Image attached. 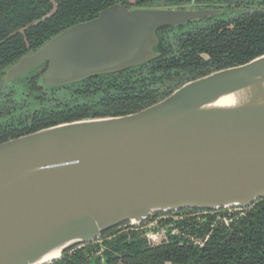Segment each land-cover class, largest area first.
I'll use <instances>...</instances> for the list:
<instances>
[{
    "label": "water",
    "instance_id": "1",
    "mask_svg": "<svg viewBox=\"0 0 264 264\" xmlns=\"http://www.w3.org/2000/svg\"><path fill=\"white\" fill-rule=\"evenodd\" d=\"M201 17L109 7L20 58L4 83L43 64L49 88L137 67L155 57L158 28ZM263 198L264 54L138 112L0 143V264H49L155 212L246 208Z\"/></svg>",
    "mask_w": 264,
    "mask_h": 264
},
{
    "label": "trees",
    "instance_id": "2",
    "mask_svg": "<svg viewBox=\"0 0 264 264\" xmlns=\"http://www.w3.org/2000/svg\"><path fill=\"white\" fill-rule=\"evenodd\" d=\"M153 1L134 0V3L142 8L152 5ZM115 2L0 0V72L58 32L94 18ZM157 35L156 55L147 64L62 86L61 89H66L102 79H112L113 83L112 87L95 91L86 103L34 114L29 126L32 128L24 135L76 120L138 112L164 99L184 83L263 55L264 9L235 20L231 28L223 23L186 32L177 37L178 46L173 53L161 47ZM42 66L33 71L29 79H34ZM136 76L141 85L133 87ZM120 79H124L126 87L121 85ZM153 79L154 86H151ZM145 81L148 84H144ZM203 218L201 224L195 218L187 223L192 231L199 226L196 231L200 235L212 230L209 241L201 249L176 237H171L166 244L148 247L135 233H128L101 243L103 263L100 258L90 256L96 246H84L70 253L73 247L80 245L76 244L49 264H264V199L256 200L243 216H232L227 227L215 216Z\"/></svg>",
    "mask_w": 264,
    "mask_h": 264
},
{
    "label": "flooded vegetation",
    "instance_id": "3",
    "mask_svg": "<svg viewBox=\"0 0 264 264\" xmlns=\"http://www.w3.org/2000/svg\"><path fill=\"white\" fill-rule=\"evenodd\" d=\"M236 1L237 0H155L153 1L152 5L142 8H155L168 11L192 10V12L195 13H204V17H201L200 19H196L179 26H162L157 29L156 33L158 34L157 36L159 44L164 49H167L170 53H173L176 51L178 46L177 37L185 34L186 32L207 29L213 26H219L223 23L227 25V28H231L235 20L252 14L256 11H263L264 9V0H261L257 3L258 6L248 10L239 11L235 17L228 18L227 20L219 19L218 17L221 15L222 11L217 5H221V3H236ZM122 2L124 4H122ZM116 5L122 6L126 9L140 8L135 6L134 0H116L114 4L103 8L96 14L94 18L88 21L96 19L101 11ZM77 24H74L70 27H73ZM70 27H67L64 30ZM27 54L28 53L22 55L20 58ZM20 58L0 72V141L5 140L3 142L27 135H24V133L32 128L29 126L34 114L39 115L46 111H60L64 109L65 106L73 107L74 105L81 104V102L86 103V101L89 100L87 98H90L95 91L103 90L106 89V87H112L113 85L112 79H102L99 80V82L91 80L82 86L70 87L66 89H61V87H44L41 84L40 78L45 72L47 65L43 64L39 70L40 72H38L34 79H29V77L33 75V72L27 74L25 77L17 78L20 79V83L22 84L20 87L21 90L19 93H16L12 84L16 79H12L4 83V78L6 77L8 69L13 66ZM148 62L144 64H147ZM134 80L136 81V84L133 85V87L141 85L139 84V77L136 76V79ZM152 82H154V79L150 81V85L154 86ZM8 83L10 84L9 88L6 87V84ZM120 83L123 87H126L124 79H120ZM144 84H148V81H145ZM115 85L119 86L117 82ZM253 205L254 203L246 208L227 207L217 210L182 209L179 211L155 212L138 225L124 223L103 232L101 236L93 243L89 245H77L69 252L72 253L74 250H78L84 246H96L94 251L90 253V256L100 258L101 262L103 263L105 260L103 256L104 247H102L101 243L104 240H113L119 235L128 233H135L138 239L143 240L148 247H156L161 244H166L171 237H176L178 239L187 241L197 249H201L209 241L212 230L200 235L196 231L199 226L193 231L188 226L187 223L189 222V219L195 218L196 221L201 224L203 222L204 216H215L216 220L221 221L223 225L227 227L229 222H231L232 216H243L248 212L249 209L253 207ZM212 227L213 226H211V228Z\"/></svg>",
    "mask_w": 264,
    "mask_h": 264
},
{
    "label": "rangeland",
    "instance_id": "4",
    "mask_svg": "<svg viewBox=\"0 0 264 264\" xmlns=\"http://www.w3.org/2000/svg\"><path fill=\"white\" fill-rule=\"evenodd\" d=\"M259 1H261V0H237L236 3H230V4L221 3V5L216 4L218 6V8L220 7V9L222 11L221 15L218 18L221 20H227L228 18L235 17L239 13V11L248 10V9L254 8L255 6H258L257 3ZM216 11H218V10H216ZM12 84H13V87H14L16 93H19V91L21 90L20 87L22 84V83H20V79H16ZM9 86H10L9 83L6 84L7 88H9ZM16 100H17V97H16Z\"/></svg>",
    "mask_w": 264,
    "mask_h": 264
},
{
    "label": "bare ground",
    "instance_id": "5",
    "mask_svg": "<svg viewBox=\"0 0 264 264\" xmlns=\"http://www.w3.org/2000/svg\"><path fill=\"white\" fill-rule=\"evenodd\" d=\"M58 257V254H54L52 255L48 261H52L53 259H56Z\"/></svg>",
    "mask_w": 264,
    "mask_h": 264
},
{
    "label": "built area",
    "instance_id": "6",
    "mask_svg": "<svg viewBox=\"0 0 264 264\" xmlns=\"http://www.w3.org/2000/svg\"><path fill=\"white\" fill-rule=\"evenodd\" d=\"M133 225V224H132Z\"/></svg>",
    "mask_w": 264,
    "mask_h": 264
}]
</instances>
